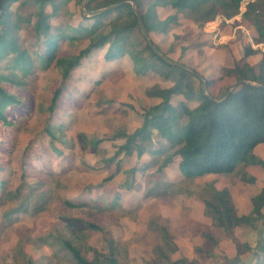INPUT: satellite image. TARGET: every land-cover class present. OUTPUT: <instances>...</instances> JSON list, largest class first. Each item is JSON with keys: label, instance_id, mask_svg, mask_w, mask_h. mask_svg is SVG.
<instances>
[{"label": "rangeland", "instance_id": "374dc122", "mask_svg": "<svg viewBox=\"0 0 264 264\" xmlns=\"http://www.w3.org/2000/svg\"><path fill=\"white\" fill-rule=\"evenodd\" d=\"M249 1L252 0H243L240 14L232 19L217 17L215 21L201 25L194 24L187 12H177L171 7L157 8V18L164 19L177 14L179 23L177 26H170L166 33H152L149 38L161 46L162 52L167 54L172 63H176V66L185 65L179 67L180 69L193 71L201 77L199 80L198 77L191 76L195 90H199L201 81L211 80L213 84L210 88L202 83L204 90L220 97L234 82L233 76L228 75L225 70L222 74V70L217 69L218 65L227 64L223 57H229L231 53L233 56V52L237 54L245 51L248 46L241 40L244 36L246 39L252 38V26L247 22L240 25L243 30H235L238 27L236 21L241 19ZM83 9L71 2L61 9L51 23L77 26L84 21L81 13ZM47 10L52 11L50 6ZM13 12L15 15H22L26 11H23V6L15 5ZM234 33L241 43L236 48L229 47L227 42L220 44L225 36ZM130 38L135 44L139 43L135 32ZM17 40L24 48H28L33 42L24 28L18 32ZM172 43L174 49L170 51ZM200 43L207 47L210 54L203 57L201 63L197 57L206 53L200 50L199 54H196V50L202 48ZM254 44L252 40L251 45ZM86 45L81 42L72 46L65 40L58 44L56 53L59 57L74 56ZM259 45L264 55V44ZM182 47H188L183 55ZM208 47L211 50H208ZM229 49L231 53H226ZM105 54L106 48L93 52L90 58L83 60L81 68L72 73L66 84L73 92L84 95L86 100L82 108L68 110L63 114L68 144L57 145L63 155L60 159L46 156L42 160L36 155L41 151L40 143L49 145L48 137L44 133L45 120L49 116L46 109L51 90L61 82L60 73L56 70L38 69L35 74L23 77L16 72L17 79L25 84L12 86L26 98L31 108L24 122L12 133L16 141V165L20 160L26 161L28 165L38 168V177L32 174V178L28 175L22 180L19 170L13 171L10 177L9 187L13 195H5L3 200L7 198L6 201L0 203V264H76L63 245L65 240L77 244L82 254L95 263L99 260V254L108 255L113 243L116 257L121 264H173L182 258L193 259L199 264H254L256 257L251 251L246 250L244 255L237 256L230 234L205 208L201 217L203 223L192 220L190 201L199 193L209 197L210 191L206 187L209 184L219 189L232 185V191L235 192V198L232 197L234 204L240 203L241 210L248 212L251 197L257 194L260 185L238 183L234 181L235 177L226 176L206 182L203 179L187 180L180 174L178 162L175 161L160 176L162 188L160 194L155 197L156 180L149 176L156 171L154 168L136 177L130 173L137 164L153 165V156L145 155L137 163L136 154H133L124 158L121 171L112 182L103 188L96 187L107 177L110 170V166L105 165L103 161L115 154L122 141L106 140L97 150L92 148L90 141L93 138L100 140L111 137L119 131L133 132L142 124L143 111L158 102L155 98L148 97L146 90L155 85L168 88L175 81V74L169 80H163L160 73H165L166 70L160 66L141 76L134 70L129 56L107 62ZM7 60L1 62L0 73L3 75L9 73L6 68V65H9ZM107 101L114 102L108 105L110 114L99 112L103 108L102 104ZM256 152L264 159V147ZM122 155L119 160L123 158ZM84 162L92 169L84 166ZM51 170L56 175L49 176L47 171ZM112 170L115 169L112 167ZM254 173L259 181L264 182V174L259 170H254ZM204 188H208L209 193L204 191ZM163 189L166 191L163 192ZM116 195H119V205L124 209L123 212L115 208L103 215L94 207L72 209L66 205V201L100 202ZM89 211L98 214L97 220L94 221L102 228L101 231L86 229L85 226L80 229L68 226L67 219L70 218L90 221ZM3 215H8L6 220ZM8 220L10 223H6ZM162 226L168 228L171 243L177 245V251L173 252L175 246L172 244L166 245ZM204 226L208 227L218 244L216 251L211 257L194 254L192 256L191 253L186 255L191 249L193 251L198 240L202 243L198 231ZM234 235L241 244L253 247L258 237L264 236V224L258 230L238 228Z\"/></svg>", "mask_w": 264, "mask_h": 264}, {"label": "trees", "instance_id": "16d2710c", "mask_svg": "<svg viewBox=\"0 0 264 264\" xmlns=\"http://www.w3.org/2000/svg\"><path fill=\"white\" fill-rule=\"evenodd\" d=\"M71 2L84 8L81 10L84 21L77 26L52 24L51 20ZM242 3L243 0H0V66L5 59L9 62L6 65L9 73H0V203L6 201L7 198L3 200L5 195H13L9 187L13 171L19 170L22 180L28 175L32 178V174L38 177V168L28 165L26 161L20 160L16 165V141L12 133L24 122L31 109L26 98L12 86L25 84L17 79L16 72L23 77L35 74L38 69L56 70L60 73L61 82L51 90L46 109L49 116L45 120L44 133L48 137L49 145L40 143L41 151L36 154L42 160L46 156L60 159L63 155L57 145L68 144L63 114L68 110L82 108L86 100L84 95L73 92L66 84L72 73L81 68L83 60L90 58L93 52L106 48L107 62L129 56L138 75H146L160 66L166 70L165 73H160L163 80H169L175 74V81L168 88L155 85L146 90V95L158 102L143 111L142 124L133 132L119 131L111 137L100 140L93 138L90 141L94 150L106 140L122 141L115 154L103 161L110 166V170L107 177L96 187L103 188L112 182L120 173L124 158L133 154H136L137 163L145 155L153 156V165L137 164L130 173L136 177L154 168L156 171L149 176L156 180L155 197L162 188L160 176L177 160L178 170L187 180L214 174L235 177L234 181L244 184H259L261 191L251 199L252 210L248 215L240 214L228 188L217 190L209 184L206 186L210 191L209 197L204 193L196 196L203 202L208 214L213 219H218L230 234L237 256L241 257L248 250L255 254L254 264H264L263 235L258 237L253 247L241 244L234 235L238 228L258 230L264 224V182L247 170L249 167H256L264 172V159L256 152L258 147L264 146V55L258 70L247 63L241 66L240 62L244 61V57L239 61L235 59L234 69L225 71L236 78V86H228L222 96L215 97L204 90V81H201L199 90H195L194 81L191 79V76L197 77L195 73L180 69L179 67L185 66L183 64L176 66V63H172L167 54L149 38L152 33L164 34L170 26H177L179 23L177 14L164 19L157 18V8L171 7L177 12H187L194 24L201 25L213 22L217 17L232 19L240 14ZM15 5L23 6L25 14L15 15ZM48 6L51 7V12H48ZM263 13L264 0H252L247 2L241 19L236 21L238 26L246 22L252 26V40L256 45L264 44ZM23 28L33 41L28 48L17 42L18 32ZM134 32L139 40L136 44L130 38ZM65 40L72 46L81 42L87 45L77 55L59 57L56 53L57 46ZM173 49L174 43L170 51ZM187 49L188 47H182L181 55ZM253 53L250 47L245 48V56ZM233 56L236 57L234 52ZM205 84L210 88L213 82L206 80ZM113 103L104 102L99 112L110 114L108 105ZM129 108L133 109L132 106ZM121 155L123 158L119 160ZM83 165L92 169L85 162ZM47 172L49 176L56 175L52 170ZM208 188H204V191L209 193ZM164 191L166 190L163 189ZM119 199V195H116L100 202L66 201V205L72 209L94 207L105 215L115 208L124 211L119 205ZM88 215L90 221L67 219L68 226L78 229L85 226L86 229L101 231L102 228L94 221L98 214L89 211ZM7 217L8 215L5 220ZM161 230L166 245L175 246L171 243L168 228L162 226ZM198 236L202 244L194 246L195 255L211 257L218 244L208 227L200 228ZM112 244L108 255L99 254V260L95 263L82 254L77 244L69 240L63 241L76 264H121ZM173 248V252L178 250L177 245ZM173 264L199 263L193 259L182 258Z\"/></svg>", "mask_w": 264, "mask_h": 264}, {"label": "crops", "instance_id": "0c3cea01", "mask_svg": "<svg viewBox=\"0 0 264 264\" xmlns=\"http://www.w3.org/2000/svg\"><path fill=\"white\" fill-rule=\"evenodd\" d=\"M217 23V22H216ZM215 24V23H214ZM213 24V25H214ZM209 26V25H208ZM240 29H242V26H238V27H236L235 28V30L237 31V30H240ZM205 30H207V29H205ZM243 30V29H242ZM243 32V31H242ZM156 34V33H155ZM223 38V37H222ZM221 38V39H222ZM225 38H227V39H225ZM241 39V38H240ZM232 40H236V42H234L233 43V41ZM242 40V42H243V40H244V42L243 43H246V45L248 46V47H250L253 51H254V53L253 54H251V55H249V56H245V51H240V52H237V54H236V57H233V56H231V52H230V49L229 50H227V52L226 53H231V54H229V57H223V59H224V61H226L227 62V64L226 65H218L219 67L217 68V69H219V70H222V74H224L225 73V71L224 70H227V68L228 69H234V67H235V62H236V60H240L241 58H243V56H244V61H242V62H240V65L241 66H243L244 65V63H247V64H249L250 66H253L254 68H256V70H258V67H259V65H260V62H261V59L263 58V54H262V52L260 51V45H251V43H252V38L251 37H248L247 39L245 38V36L243 37V39H241ZM203 42V41H202ZM225 42H227L226 44H228L229 45V47H237V45L238 44H241L240 43V41H239V37H237L236 36V34L234 33L233 35H230V36H225L222 40H221V42H220V44L222 45V44H224ZM160 48H161V46L157 43V42H155ZM201 44V43H200ZM218 44V43H217ZM202 45V48L201 49H197L196 50V52H198V53H196V54H199V51L200 50H204V52L206 53V55H202V57H197L198 59H199V61H200V63H201V60H202V58L203 57H205V56H209L210 54H209V52L207 51V47L205 46V45H203V44H201ZM227 49V48H226ZM262 49V48H261ZM161 50H163L162 48H161ZM208 50H211V48H209L208 47ZM229 51V52H228ZM263 52H264V50H263ZM187 55H189L188 53H187ZM243 55V56H242ZM199 56H201V55H199ZM195 57V56H194ZM214 59H215V57H214ZM236 59V60H235ZM204 66V65H203ZM223 66V68L221 69V67ZM220 78H221V76H219ZM233 82H234V84H232V87H235L236 86V78L235 77H233ZM262 147H264V146H260V147H258L257 148V150L259 149V148H262ZM177 162H178V160H177ZM170 167V166H169ZM168 167V168H169ZM167 168V169H168ZM166 169V170H167ZM252 175H254L255 177H257L256 175H255V173H254V170H259L262 174H264V172L260 169V168H256V167H249L248 169H247ZM220 177V175H214V174H211V175H206V176H204V177H200V178H197V180L198 179H203L204 180V182H206V181H210V180H217L218 178ZM184 178V177H183ZM257 179H258V177H257ZM238 183H242V182H239L238 181ZM242 184H244V183H242ZM246 185H250V184H246ZM256 185H259V184H256ZM225 188H228L229 190H230V193L232 194V197L233 198H235L234 196H235V192H233L232 191V185H230V186H227V187H223V188H221V189H219L217 186H216V189L217 190H223V189H225ZM261 191V187H259V191L257 192V194L259 193ZM256 194V195H257ZM255 196V195H254ZM253 196V197H254ZM195 198H193L192 199V201H190V206H191V219L192 220H195L196 222H199V223H203V221H201V217H202V215H203V211H204V208H205V206H204V204H203V202L200 200V199H198L197 198V196L195 195L194 196ZM253 197H251V199L253 198ZM236 207H237V209H238V211L240 212V214H244V215H248V213L250 214V212H251V210H252V202L250 203V208H249V211L247 212V211H245V212H243L241 209V204L240 203H238L237 204V202H236ZM205 223V222H204ZM200 238V237H199ZM200 240H201V238H200ZM202 244V243H201ZM196 246H198V245H200V242H199V240L197 241V243L195 244ZM194 248V247H193ZM192 254V256H193V254L195 255V253H194V250L192 251V249L190 250V251H188V253H186V255H188V254Z\"/></svg>", "mask_w": 264, "mask_h": 264}, {"label": "water", "instance_id": "95a60500", "mask_svg": "<svg viewBox=\"0 0 264 264\" xmlns=\"http://www.w3.org/2000/svg\"><path fill=\"white\" fill-rule=\"evenodd\" d=\"M87 1H88V0H86V2H87ZM109 9H110V8H109ZM146 37H148V36H147V34H146ZM151 46L154 48V46H153V45H151ZM192 72H193V71H192ZM193 73H195V72H193ZM195 75H196L198 78H200V79H201V77H200L198 74H196V73H195ZM204 83H205V82H204Z\"/></svg>", "mask_w": 264, "mask_h": 264}]
</instances>
